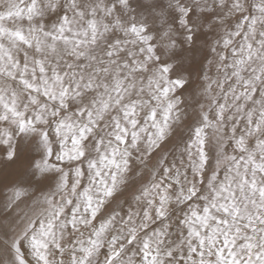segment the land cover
I'll return each instance as SVG.
<instances>
[{"label":"snow or ice","instance_id":"6c2138e0","mask_svg":"<svg viewBox=\"0 0 264 264\" xmlns=\"http://www.w3.org/2000/svg\"><path fill=\"white\" fill-rule=\"evenodd\" d=\"M132 3L0 5V172L32 147L42 149L26 178L5 183L0 175L10 192L0 201V259L264 264V0H150L147 15ZM205 25L216 31L211 44L201 39ZM208 49L218 75L202 76L207 105L197 102L184 125L181 167L158 159L123 217L102 212L128 186L134 152L151 159L181 126L174 94L187 87L186 73L202 70L197 57L206 59ZM52 156L73 167L65 171ZM26 199L23 216L8 211ZM185 203L173 238L172 205Z\"/></svg>","mask_w":264,"mask_h":264},{"label":"rangeland","instance_id":"374dc122","mask_svg":"<svg viewBox=\"0 0 264 264\" xmlns=\"http://www.w3.org/2000/svg\"><path fill=\"white\" fill-rule=\"evenodd\" d=\"M150 2H148V0H133L132 3V7L134 9H137V11H139L141 8H143L144 6H147ZM138 5H140L141 7H138ZM199 13L197 12L196 15H198ZM200 15V14H199ZM199 17V16H198ZM237 17L233 16L230 17L228 19V23L229 24H234L236 21ZM51 20H55V16H53L51 18ZM201 31L204 33V35L202 36V42L203 41H207L209 44H211L215 38H216V31L215 30H209L207 25H205V27L203 29H201ZM197 59L203 64V68L201 70L200 66L197 65V67L191 71V75H188L187 73L185 74V79L188 80V84L187 87L183 89V91H177L174 95H178L181 97V99L186 98V96L188 95L189 98H192L193 96L196 95V98H192L188 101V104L190 105L189 110H186L185 108H181V110L186 111L184 112V116H182V124L180 127L175 128L174 133L166 139V141L161 143V146L157 149H154L153 152L151 153V159L145 160V161H140L137 160L136 157L140 155L139 152H134L133 154V161H132V165H131V171L129 173V176L132 175L134 176V186L132 188H127L124 190L123 195L119 196L120 199H122V203L117 202V200L111 201V203L109 204L110 210L112 209H116L117 212L120 213V215L124 216V214L127 212L129 205L131 203V194L133 192L134 189H138L140 187L141 184L144 183H149L151 180V177L149 176V172L150 170L156 166V161L158 159H164L165 160V164L167 166H171V164L173 162H175V164L177 165V167H181L180 165V157L183 156L182 153V148L184 147V142L187 141L189 135H187V138H185V140H181V136L182 134L187 130L189 133V130L187 127H185L184 125L189 124L192 122V120L194 119V109L198 110V103H204L205 105H207V99L206 97L201 93L198 94L199 90L202 88L203 85V79L202 76L204 74L208 75L210 78H214L218 75L217 73V69L215 67V60H214V55L212 54V52L210 51V49H208V53H207V58L205 59L203 57V55H199L197 57ZM209 61H212V63H209ZM196 92V93H195ZM209 133V143L208 146L206 148V152L208 153L209 159L212 161V163H214V158H215V147H214V141H212L211 139V130L208 129L206 130ZM141 148H143V145H141ZM36 150H39V155H42V149L41 148H37V147H32L20 160H17L15 162L6 164L3 166L4 168H17L20 167L21 169L19 171H21V173L23 172L24 169L27 168V166L30 163V159H32L33 156V152H35ZM171 152V153H169ZM169 153V154H168ZM174 157L175 160H174ZM185 160V164H187V158L186 156L183 157ZM53 160V159H52ZM19 161L22 163V165L19 164ZM62 163V162H60ZM67 167L68 169H71L73 167V162L68 161L67 160ZM209 168H211V164L209 165ZM3 169L2 172H0V175H2L3 173ZM182 171H184L185 169H181ZM17 171V172H19ZM187 175L189 179H192V172L191 169L188 168L187 169ZM157 178H159V175L157 176ZM5 179V177H4ZM183 179V177H182ZM8 182V181H7ZM6 182V183H7ZM5 191L4 188L0 187V193H3ZM6 193V192H5ZM195 202V201H193ZM193 202H188V203H193ZM124 203L126 204V206H124ZM123 205V206H122ZM187 203L185 204H174L172 205V212L170 213L169 216V220L167 222L171 223L173 225L172 228H170V232L173 233L174 231L176 232V228L175 225L178 224V220L183 218V214L185 211H187ZM122 207V208H119ZM133 207H135V205H133ZM118 208V209H117ZM103 212V210H102ZM160 221L157 220L155 221V223L151 224V228H157L160 226ZM186 234V233H185ZM178 235V234H174L173 238ZM29 260L31 259L30 257H27Z\"/></svg>","mask_w":264,"mask_h":264},{"label":"bare ground","instance_id":"6f19581e","mask_svg":"<svg viewBox=\"0 0 264 264\" xmlns=\"http://www.w3.org/2000/svg\"><path fill=\"white\" fill-rule=\"evenodd\" d=\"M140 12H143L145 15H147L148 14V11H150V9H147V6H144L143 8H141L140 10H139ZM199 16V14L198 15H196V17H198ZM195 18V17H194ZM160 27V25H159V23H157L156 25H155V28H159ZM177 39H179V37L177 36ZM222 50V49H221ZM213 55H214V57H215V54L214 53H212ZM203 84H204V82H203ZM196 93V92H195ZM199 93H201V89L199 90V92H198V94ZM194 98H196V97H198L197 96V93H196V95L195 96H193ZM192 97V98H193ZM192 98H189V96L187 95L186 96V98H184V99H181V104H180V109L183 107V108H185L186 110H189V108H190V105L188 104V101L190 100V99H192ZM182 112H183V110H182ZM184 112H186V111H184ZM183 112V113H184ZM185 114V113H184ZM184 116V115H183ZM187 135H189V133H188V131L186 130L183 134H182V136H181V140H185V138H187ZM37 148H39V147H37ZM39 150H36L35 152H33V156H32V159H30V162H35V161H39V160H41V158H42V155L40 156L39 155V152H38ZM169 153H171V152H169ZM168 153V154H169ZM175 158L176 157H174V160H175ZM53 159V160H52ZM49 161L51 162V163H56L59 167H62L65 171H69L70 169H68V167H67V159H65L64 161H62V163H60V161H56V159H55V156H52V157H49ZM19 164L20 165H22V163L19 161ZM21 168L20 167H17V168H14V169H11V168H4L3 169V173H2V175L5 177V179H4V182L6 183L7 181L9 182V181H11V180H16V179H19V178H21V177H24V178H26L27 177V174H30L31 173V171H32V169L29 167V165L27 166V168L26 169H24L23 170V172L21 173V171H19ZM17 171H19V172H17ZM51 175H56V174H51ZM54 184H55V182H53V186H54ZM135 184H134V176H132V175H130L129 176V182H128V186L126 187V188H124V189H122V192H124V190L125 189H127V188H132L133 186H134ZM6 192V193H5ZM33 193H34V189H30L29 190V195L31 196V195H33ZM10 194V192H9V190L8 189H5V191L3 192V193H0V201H3V199L4 198H6L8 195ZM35 195H39V193H35ZM117 199H118V201L117 202H119V203H122V199H120L119 198V196L117 197ZM116 199V200H117ZM111 203V202H110ZM109 203V204H110ZM109 204H108V206L106 207V208H104V209H102L103 210V212L104 213H108V212H110V207H109ZM123 204V203H122ZM123 206V205H122ZM124 206H126V204L124 203ZM31 207V199H26L25 200V202H23V203H20L19 204V206L17 207V208H15V209H9L8 211H12L13 212V214H14V216H17V217H20V216H23L28 210H29V208ZM119 208V207H118ZM117 208V209H118ZM120 208H122V207H120ZM119 208V209H120ZM115 211H116V209H115ZM118 211V210H117ZM116 211V212H117ZM121 217H123L122 215H121ZM96 223L98 224L99 223V220H97L96 221ZM71 226H69V228H70ZM174 234H178V232L176 231H174L173 233H172V235L174 236ZM70 237H66V239H69ZM26 257H30V256H27V253H26ZM31 258V257H30ZM6 260H7V258L5 257V258H3V259H0V264H6Z\"/></svg>","mask_w":264,"mask_h":264},{"label":"clouds","instance_id":"9594fccd","mask_svg":"<svg viewBox=\"0 0 264 264\" xmlns=\"http://www.w3.org/2000/svg\"><path fill=\"white\" fill-rule=\"evenodd\" d=\"M148 2H150V0H148ZM249 2H251V0H249ZM4 3V0H0V5H2Z\"/></svg>","mask_w":264,"mask_h":264}]
</instances>
